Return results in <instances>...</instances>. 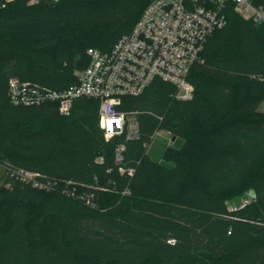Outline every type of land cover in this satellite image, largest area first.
I'll list each match as a JSON object with an SVG mask.
<instances>
[{
  "label": "trees",
  "instance_id": "1",
  "mask_svg": "<svg viewBox=\"0 0 264 264\" xmlns=\"http://www.w3.org/2000/svg\"><path fill=\"white\" fill-rule=\"evenodd\" d=\"M148 3L0 6V264H264V22L228 11L190 71L191 99L159 79L124 97L120 108L138 110L142 130L126 141L133 176L118 170L122 139L105 140L98 99H75L69 114L57 102L10 99L13 77L56 90L76 83L88 48L110 49ZM158 127L174 139L161 159L145 147ZM9 167L84 182L92 187L79 190L94 193L96 206L15 180ZM248 189L254 199L231 208Z\"/></svg>",
  "mask_w": 264,
  "mask_h": 264
},
{
  "label": "built area",
  "instance_id": "2",
  "mask_svg": "<svg viewBox=\"0 0 264 264\" xmlns=\"http://www.w3.org/2000/svg\"><path fill=\"white\" fill-rule=\"evenodd\" d=\"M10 1L13 0H1L0 6ZM229 10L258 23L264 22V7L252 0H149L132 31L119 37L110 49L88 48L89 62L79 70L76 83L56 90L13 77L9 85L10 99L21 105L57 102L61 114H69L77 98L98 99V122L105 140L122 139L115 146L118 170L133 176L135 168L126 164V141L140 139L142 130L139 111L120 108L124 97L143 94L159 79L176 87L175 98L191 99L194 85L189 79L190 71L197 62L203 61L202 51L208 38L227 24ZM259 77L264 79V75ZM163 131L174 141L170 131L158 127L145 144L146 152ZM96 161L102 163L104 157L99 156ZM7 175L41 190L59 189L96 206L94 193L79 190V187H92L84 182L62 181L22 167L7 168ZM96 188L108 190L105 185Z\"/></svg>",
  "mask_w": 264,
  "mask_h": 264
},
{
  "label": "rangeland",
  "instance_id": "3",
  "mask_svg": "<svg viewBox=\"0 0 264 264\" xmlns=\"http://www.w3.org/2000/svg\"><path fill=\"white\" fill-rule=\"evenodd\" d=\"M147 97V96H146ZM145 97H143L142 100H144ZM264 108V104L262 105ZM127 110H130L129 108H126ZM174 145V141L170 140V135L167 134V132L163 131L162 135L158 136L151 144L149 148V152L151 155L156 159H161L163 150L167 146ZM6 178V174L4 171V168L0 166V183H2ZM255 194L252 189H248L243 195L237 197L235 200H230L229 205L231 208L242 206L254 199Z\"/></svg>",
  "mask_w": 264,
  "mask_h": 264
}]
</instances>
